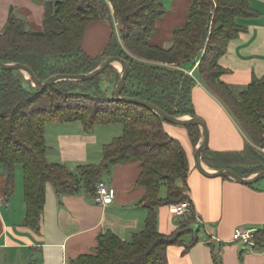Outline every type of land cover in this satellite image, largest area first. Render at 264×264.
Here are the masks:
<instances>
[{"label": "trees", "instance_id": "trees-1", "mask_svg": "<svg viewBox=\"0 0 264 264\" xmlns=\"http://www.w3.org/2000/svg\"><path fill=\"white\" fill-rule=\"evenodd\" d=\"M165 13L163 0H45L42 31L28 29L24 19L11 12L0 33V61L26 64L44 82L59 73H89L107 57L117 56L129 64L121 95L146 100L175 117L198 116L193 93L202 81L229 107L252 143H263L264 76L254 77L238 93L221 79L227 71L220 65L221 57L230 42L247 31L240 21L259 16L250 0H191L187 23L173 31L168 48L150 43L157 21ZM99 20L110 21L112 33L102 53L93 57L82 42L89 24ZM120 75L121 71L110 65L92 79L63 80L39 91L23 71L0 67V167L6 175V195L14 194L21 167L26 206L23 224L39 230L48 184L60 200L84 194L95 201L98 184L113 166L139 161L137 184L146 190L140 204L148 211L144 228L130 240L111 230L101 233L95 248L76 261L170 264V246H184L186 253L198 241L194 238L186 243L183 239L200 228L187 193L190 160L183 143L165 130V123L170 122L148 107L112 98ZM49 122H79L86 132L97 125L120 123L124 130L103 145L99 163L71 168L48 157L45 128ZM180 126L188 130L196 146L201 128ZM203 160L217 170L230 168L243 177L264 170V156L249 142L241 152H211L208 148ZM164 184L167 194L162 197ZM186 200L190 207L180 227L162 233L159 208ZM254 239L252 249L263 251L264 229L258 230ZM208 245L214 264H223L221 245L211 241Z\"/></svg>", "mask_w": 264, "mask_h": 264}, {"label": "crops", "instance_id": "crops-1", "mask_svg": "<svg viewBox=\"0 0 264 264\" xmlns=\"http://www.w3.org/2000/svg\"><path fill=\"white\" fill-rule=\"evenodd\" d=\"M163 2L166 13L157 21L150 43L168 48L173 42V31L187 23L191 0ZM250 4L259 16L240 21L247 26V31L230 42L220 59V65L227 69L221 79L235 93L254 77L264 76V0H250ZM12 11L24 19L28 29H44L45 0H0V33ZM111 33L110 21L91 22L82 42L84 50L93 57L100 55ZM193 98L197 115L206 122L211 152H241L248 142L256 148L258 144L252 143L229 107L204 82L198 81ZM108 126L97 125L92 132H86L79 122L47 123L49 159L71 168L77 164L99 163L103 145L111 141L105 131ZM165 130L178 138L187 151L190 160L187 193L200 223L199 230L183 236L186 243L194 238L198 240L186 253L184 246L168 248L170 264H214L209 241L224 244L221 245L223 264H264V250L249 249L232 241L233 231L238 226L264 229V179L250 185L232 178L206 176L197 169L195 161L202 137L194 146L185 127L165 123ZM203 164L209 171L217 170V166H210L204 160ZM140 173L139 161L113 166L106 174L108 178L103 177L115 191L114 200L106 206L96 204L91 196L84 194L66 195L60 200L53 186L48 184L41 227L34 230L23 224L26 206L20 168L14 194L8 197L6 175L0 167V264H78L76 258L91 252L101 233L111 230L120 238L130 240L135 232L144 228L148 216L147 209L140 204L146 191L137 184ZM254 175L256 173L247 177ZM174 207L170 204L159 208L158 226L162 233L177 230L185 218L175 215Z\"/></svg>", "mask_w": 264, "mask_h": 264}, {"label": "water", "instance_id": "water-1", "mask_svg": "<svg viewBox=\"0 0 264 264\" xmlns=\"http://www.w3.org/2000/svg\"><path fill=\"white\" fill-rule=\"evenodd\" d=\"M114 65V66H120L121 69V75L119 78V81L113 90L112 98L114 100H124L127 102L135 103L141 106L148 107L149 109L155 111L160 116H162L167 122H170L172 124L176 125H198L202 129V139L201 143L196 149L195 152V161L196 166L198 170L209 177H215V176H222V177H229L237 182L243 183V184H254L261 179H264V170L259 171L256 173V175L252 177H243L240 176L237 172L230 168H223L216 171H209L205 168L203 164V156L205 155L207 149H208V140H209V133L208 128L206 125V122L203 118L197 116V117H175L173 115H170L169 113L165 112L163 109L158 107L157 105L150 103L146 100L139 99L136 97H124L121 95L122 89L127 81L128 74H129V64L126 60L117 57V56H109L107 57L97 68H95L93 71L89 73H79V74H67V73H59L57 75H53L49 77L46 81L42 82L34 73V71L26 64L23 63H3L0 61V67L3 69H17L21 70L24 73L27 74L28 78H30L33 82V85L39 90L44 91L47 89V87L54 85L57 82L63 81V80H88L92 79L95 76L102 73L108 66Z\"/></svg>", "mask_w": 264, "mask_h": 264}, {"label": "built area", "instance_id": "built-area-1", "mask_svg": "<svg viewBox=\"0 0 264 264\" xmlns=\"http://www.w3.org/2000/svg\"><path fill=\"white\" fill-rule=\"evenodd\" d=\"M193 74L192 71L189 72ZM256 149L264 156V142L256 145ZM115 197V191L112 187L108 185L105 181H101L97 186V192L95 197V202L98 205L106 206L112 203ZM1 199V197H0ZM174 213L177 216L183 217L188 212L190 207L189 201H183L177 204H174ZM256 227H243L238 226L234 229L232 234V241L242 242L246 247L252 249L255 245V235L258 232Z\"/></svg>", "mask_w": 264, "mask_h": 264}, {"label": "rangeland", "instance_id": "rangeland-1", "mask_svg": "<svg viewBox=\"0 0 264 264\" xmlns=\"http://www.w3.org/2000/svg\"><path fill=\"white\" fill-rule=\"evenodd\" d=\"M167 5L170 6L169 5V1H167ZM116 67L119 69V66H116ZM109 125H110V126H108L109 128H106L105 129L106 133L109 134L108 140H112V138H114L116 136H119V135H121L123 133L124 127H123L122 124H120V123H113V124H109ZM103 127H107V126H103ZM48 137L51 138V130L48 131ZM49 141H51V140H49ZM20 170H21V173H22L21 167H20ZM106 177L108 178L107 175L105 176V178ZM179 182H181V181H179ZM166 194H167V185L164 184L162 186V189H161V196L162 197H165ZM215 243H216V245H219L220 244V243H217V242H215ZM234 243H238L240 245H244V244H242V242H239V241L234 242ZM221 245H224V244H221Z\"/></svg>", "mask_w": 264, "mask_h": 264}, {"label": "bare ground", "instance_id": "bare-ground-1", "mask_svg": "<svg viewBox=\"0 0 264 264\" xmlns=\"http://www.w3.org/2000/svg\"><path fill=\"white\" fill-rule=\"evenodd\" d=\"M119 66V65H118ZM121 69V67L119 66V70Z\"/></svg>", "mask_w": 264, "mask_h": 264}]
</instances>
